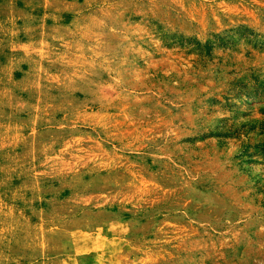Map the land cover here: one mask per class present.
Instances as JSON below:
<instances>
[{
    "label": "rangeland",
    "instance_id": "rangeland-1",
    "mask_svg": "<svg viewBox=\"0 0 264 264\" xmlns=\"http://www.w3.org/2000/svg\"><path fill=\"white\" fill-rule=\"evenodd\" d=\"M0 264H264V0H0Z\"/></svg>",
    "mask_w": 264,
    "mask_h": 264
}]
</instances>
